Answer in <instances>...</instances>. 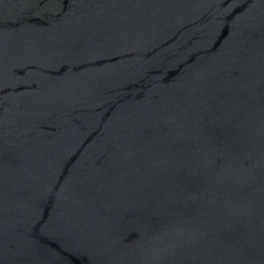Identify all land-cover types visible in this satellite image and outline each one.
<instances>
[{"label": "water", "instance_id": "1", "mask_svg": "<svg viewBox=\"0 0 264 264\" xmlns=\"http://www.w3.org/2000/svg\"><path fill=\"white\" fill-rule=\"evenodd\" d=\"M0 264H264V0H0Z\"/></svg>", "mask_w": 264, "mask_h": 264}]
</instances>
